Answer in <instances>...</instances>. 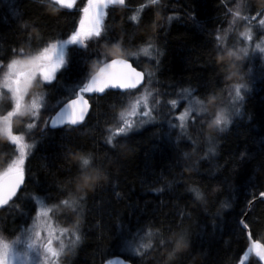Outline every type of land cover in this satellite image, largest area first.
Masks as SVG:
<instances>
[{
  "label": "trees",
  "instance_id": "16d2710c",
  "mask_svg": "<svg viewBox=\"0 0 264 264\" xmlns=\"http://www.w3.org/2000/svg\"><path fill=\"white\" fill-rule=\"evenodd\" d=\"M82 1L63 9L52 0H0V83L12 59H26L48 43L67 39L78 26ZM142 4L148 0L110 6L105 23L115 27L126 54H137L126 58L146 73L142 88L155 121L117 136L113 149L106 141L135 97L116 90L88 97L89 115L72 130L46 126L43 121L53 112L43 109L39 119L15 118L14 131L33 147L25 161L23 193L0 207V239H12L28 225L37 205L33 196L39 194L49 207L83 196L75 211L61 206L52 213L79 236L62 257L66 264H101L114 255L131 264H236L247 246L241 219L251 237L264 243V198H257L264 192V55L252 48L253 37L264 36L260 17L252 19L261 5L259 0H158L137 22L132 17ZM237 10L249 19L234 17ZM245 32L252 36L248 44L241 35ZM149 44L153 47L148 53L141 51ZM91 47L100 53L87 63L94 71L111 44L102 40ZM227 52L240 59L232 56L220 63V54ZM68 59L69 66L57 73L51 86L41 82L30 95L54 105L86 70L78 55L66 50ZM238 85L243 99L231 107ZM186 90L192 99H218L212 115L194 123L190 113L181 129ZM172 100L177 101L175 107ZM9 104L0 99V116L10 110ZM221 109L230 113V123L223 131L210 129L214 113ZM29 123L36 127L28 129ZM169 123L175 127L169 129ZM15 154L0 135V171ZM92 169L101 170L106 179L83 192L77 179ZM195 189L203 200L196 198ZM149 232L154 235L149 237ZM181 233L189 247L169 259L172 241ZM121 234L135 236L137 245L151 242L153 248L143 256L121 254ZM246 264L260 263L251 254Z\"/></svg>",
  "mask_w": 264,
  "mask_h": 264
},
{
  "label": "snow or ice",
  "instance_id": "6c2138e0",
  "mask_svg": "<svg viewBox=\"0 0 264 264\" xmlns=\"http://www.w3.org/2000/svg\"><path fill=\"white\" fill-rule=\"evenodd\" d=\"M158 0H148V4H142L138 9L137 15L132 19L140 22L142 17L140 13L144 11L149 5H155ZM52 4L59 6L63 9H72L75 6V0H52ZM124 6L125 0H86L84 6L80 9L81 15L79 18L78 26L74 31L68 35L67 39L57 40L54 43H48L34 55L28 56L26 59L18 60L12 59L7 64V72L5 73L0 88L6 89V93L0 92V99H7L10 101V110L6 111V114L0 116V135H3L9 142V147L13 149L14 158L8 163L7 167L0 171V207L7 206L10 202H15V199H19L20 194L23 193L26 180H25V161L28 157V149L33 147L26 143V137L22 133L14 131V119L18 117H29L31 119H39L40 112L43 109L46 112H54V115H49L51 128L56 129L59 126H67L68 130L74 129L76 126L81 125L90 112V102L86 99L88 94H104L106 90H118V94L133 96L136 92H139L140 88L144 86L145 72L138 71L133 64L126 58L127 55L136 56V53L126 54L123 48V40L118 38L117 31L114 26L106 24V18L109 15L108 9L110 6ZM261 7L256 10L255 16L264 17V3H260ZM239 8V6H238ZM55 10V8L53 9ZM234 17H239L243 20H248L249 17L241 16L239 10L233 13ZM172 19L171 17L169 18ZM195 20V17H192ZM153 25L156 21L152 22ZM260 25H264V19L259 20ZM248 40L252 39L249 32L242 33ZM105 40L111 44V47L104 53V60L100 62V66L96 67L94 71L87 69V63L90 56L95 54L100 55L99 48L93 49L91 44L99 45L100 41ZM76 46L69 50L68 46ZM153 45L149 44L148 48L141 51L148 53L149 49ZM259 47V46H257ZM66 50L78 55L79 62L86 70L75 82L74 86L65 90V94L57 100L54 105H48L44 102L43 97L33 98L30 103L25 101V97L29 94V90L33 86H39L41 82L46 83L48 86L52 85L53 81L58 79L57 73L66 69L70 64V59L66 60ZM264 51V49H261ZM241 52L247 55L248 50L242 49ZM232 56H236L234 52H230ZM220 63H223L220 59ZM159 63V61H157ZM149 80L152 77V73L147 74ZM188 91L187 102L189 109L179 116L181 121V129H184V121L189 117L190 113L194 115L191 117L195 123L202 116L212 115V109L217 102L216 96H208L205 99H192V92ZM236 97L243 99L240 95V86H237ZM155 104H160L159 99L154 101ZM173 107L176 106L177 101L172 100ZM143 105V107H141ZM153 108L149 106L148 94L141 95L135 99L132 104V116L139 114L140 124L153 123L155 117L152 115ZM229 112L221 109L214 113V123L220 124L221 121H226L223 125L230 123ZM122 126L117 127L115 132L108 137L106 143L111 145L113 149L116 148V144L113 142L117 136H127L130 134L137 125L127 118H124V114L121 113ZM48 120H44L43 123L47 126ZM36 127L35 123H29L28 129ZM169 129L175 127V125L169 123ZM211 128L210 125H208ZM223 131V127L221 128ZM170 137V133H166ZM84 165H88L87 159L83 160ZM84 173V172H83ZM103 173V172H102ZM104 174V173H103ZM80 175L77 179V183L81 191L86 192L89 190L80 181ZM106 177L99 182L95 183L93 188L99 187L100 182L105 180ZM92 188V189H93ZM195 191L196 198L203 200L198 189ZM260 197L264 198V192H260ZM35 204L40 205L38 211L35 207V221L33 223V238H30L31 242L29 247H34L37 250L38 255H42L45 261L49 260V257L56 258L59 256V252L53 248V229L47 223V219L50 218V214L61 206L64 209H71L75 211L79 207V201L83 199V196H79L74 199H65L60 202V205L53 207L44 206V201L41 200L40 195L37 194L32 197ZM44 220L41 224L40 221ZM242 227L247 229L248 225L241 222ZM47 229V237L42 235L44 229ZM39 229V230H35ZM63 231H68L64 229ZM149 237L154 234L149 232ZM251 238V233H249ZM79 240V236L76 237ZM185 236L183 233L179 235L178 239L172 241L174 244L177 240H183ZM158 244L165 246L166 241L159 239ZM121 254H128L132 256H143L145 251L153 248L151 242L137 245L135 236L129 238L124 234H121ZM61 250L64 245L61 242ZM248 253H254L255 257L259 261H264V243L258 240H251V246L247 249ZM14 253L12 244L0 240V264H14ZM241 264H244L242 261Z\"/></svg>",
  "mask_w": 264,
  "mask_h": 264
},
{
  "label": "rangeland",
  "instance_id": "374dc122",
  "mask_svg": "<svg viewBox=\"0 0 264 264\" xmlns=\"http://www.w3.org/2000/svg\"><path fill=\"white\" fill-rule=\"evenodd\" d=\"M85 3H86V0H83L82 1V7L84 6ZM260 19H264V17H260ZM261 26L264 28V25H261ZM253 38H255L256 40L252 42V48H254V50L256 52H258L259 54L264 55V51H261V49H264V36L256 35ZM248 42H249V40L247 39V44H248ZM257 46H259V47H257ZM18 60H20V59H18ZM144 89L145 88H142V90H140L139 92H137L136 95H134L135 97H134L130 107L123 113L124 118L129 119L130 121L134 122L137 125L135 130H137V128H140L144 124L143 125L140 124L139 114L137 116L131 115L132 104L135 102V99L137 97L147 93ZM39 97H41V96H37V97L31 96L29 93L25 97V101L30 103L33 98H39ZM185 98H188V97H185ZM238 101H239V99L235 95V97L231 101L230 106L235 107ZM141 107H143V105H141ZM187 109H189V104H187ZM119 126H122V123ZM116 129L117 128L112 130L111 135L115 132ZM44 206L49 207L45 204H44ZM39 208H40V205L37 204L36 205V211H38ZM35 219H36V217L34 214L31 221L28 223V225L25 228H23L21 231H18V233L12 239H0L4 242L12 244L14 259H15L14 264H66L65 262H63L62 257H64L65 251L67 249H70L75 244V241L77 240L76 237L78 236L76 230L62 226L60 224V222H58L56 220V218L54 217V215L51 213L50 218L47 219V223L53 229V237H52L53 248L59 252V256L56 258L49 257V260L45 261V259L42 255H38L37 250L34 247H31V248L29 247V243L31 242L30 238L34 239V237L32 236V232H33V223H34ZM40 223L43 224L44 220L42 219L40 221ZM64 229H67L68 231H63ZM35 230H39V229H35ZM42 235L45 238L47 237V229L46 228L42 232ZM61 242H63V245H64L62 250L60 247ZM68 246H69V248H68ZM70 258H71V256H70Z\"/></svg>",
  "mask_w": 264,
  "mask_h": 264
},
{
  "label": "clouds",
  "instance_id": "9594fccd",
  "mask_svg": "<svg viewBox=\"0 0 264 264\" xmlns=\"http://www.w3.org/2000/svg\"><path fill=\"white\" fill-rule=\"evenodd\" d=\"M259 3H264V0H259ZM227 57H232L230 52L220 54V59L222 62H224ZM215 119L216 118L214 117V119L211 120L209 124L211 126L210 129L221 130L222 126L226 123V121H221L220 124H216L214 123ZM104 178L105 176L101 170L92 169L89 171H85L79 179L83 182L85 187L91 190L94 187L95 183L99 182ZM188 247L189 242L186 239L177 240V242L174 244L173 250L168 253V258L172 259L176 254L186 250Z\"/></svg>",
  "mask_w": 264,
  "mask_h": 264
},
{
  "label": "water",
  "instance_id": "95a60500",
  "mask_svg": "<svg viewBox=\"0 0 264 264\" xmlns=\"http://www.w3.org/2000/svg\"><path fill=\"white\" fill-rule=\"evenodd\" d=\"M75 1H76V0H75ZM129 62L132 63L130 60H129ZM132 64H133V63H132ZM99 66H100V65H99ZM133 67H136V66L133 64ZM136 68H137L138 71H143L141 68H138V67H136ZM143 72H144V71H143ZM116 91H118V90H116ZM92 95H94V94H88V95L86 96V99H88V97H89V96H92ZM96 95H101V94H96ZM54 114H55V113L53 112L52 115H54ZM50 124H51V122H50V120H48V126L51 128ZM59 127H62V126H59ZM241 222H243V224H245L244 221H243V219L241 220ZM241 225H242V224H241ZM249 233H250V231H249V229H248V227H247V229H246V236H247L248 246L245 248V250H244L243 253L241 254V256H240V258H239V260L237 261L236 264H241L242 261L244 262V264H246V263L248 262V259H249L250 255H251V254L254 255V253H248V252H247V249L251 246V240H255V239H253L252 237H251V238L249 237ZM254 256H255V255H254ZM256 259L258 260V258H256ZM258 262H259L260 264H264V261H259V260H258ZM101 264H131V262H130L129 260H127L126 258L122 257V256H118V255H116V256H113V257H111V258L105 260V261L102 262Z\"/></svg>",
  "mask_w": 264,
  "mask_h": 264
},
{
  "label": "bare ground",
  "instance_id": "6f19581e",
  "mask_svg": "<svg viewBox=\"0 0 264 264\" xmlns=\"http://www.w3.org/2000/svg\"><path fill=\"white\" fill-rule=\"evenodd\" d=\"M257 198H261L260 195H258ZM252 201H253V200H252ZM252 201L249 202L248 207H247V211H246V212H248L249 207H250ZM244 215H245V214H244ZM241 220H242V219H241ZM245 230H246V229H245ZM247 246H248V242H247ZM247 246H246V247H247ZM114 256H116V255H114ZM118 256H119V255H118ZM112 257H113V256H112ZM103 262H104V261H103Z\"/></svg>",
  "mask_w": 264,
  "mask_h": 264
}]
</instances>
